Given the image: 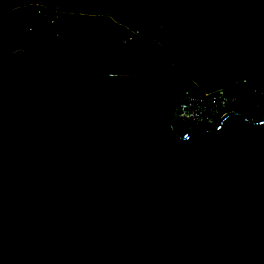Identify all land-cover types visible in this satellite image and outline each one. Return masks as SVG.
I'll return each mask as SVG.
<instances>
[{
	"label": "water",
	"instance_id": "obj_1",
	"mask_svg": "<svg viewBox=\"0 0 264 264\" xmlns=\"http://www.w3.org/2000/svg\"><path fill=\"white\" fill-rule=\"evenodd\" d=\"M0 53V264H264V119L179 118L156 78Z\"/></svg>",
	"mask_w": 264,
	"mask_h": 264
},
{
	"label": "trees",
	"instance_id": "obj_2",
	"mask_svg": "<svg viewBox=\"0 0 264 264\" xmlns=\"http://www.w3.org/2000/svg\"><path fill=\"white\" fill-rule=\"evenodd\" d=\"M37 2L48 16L58 9L55 25L36 15ZM8 42L78 56L105 75L149 77L177 59V71L156 78L159 88L174 98L228 89L233 112L264 119V95L250 91H264V0H0V53Z\"/></svg>",
	"mask_w": 264,
	"mask_h": 264
},
{
	"label": "built area",
	"instance_id": "obj_3",
	"mask_svg": "<svg viewBox=\"0 0 264 264\" xmlns=\"http://www.w3.org/2000/svg\"><path fill=\"white\" fill-rule=\"evenodd\" d=\"M34 5L38 17L51 25L56 24L58 15H60L57 8L51 10L52 16H48L45 13L48 6L46 2H37ZM137 35L138 31H133L130 37H126L122 42L125 44ZM250 91L264 95V91L257 87L251 88ZM175 102L179 118L201 127H216L225 114L233 112L232 110L237 104V97L230 94L228 89L223 88H217L199 95L192 94L190 90H183L179 97L175 98Z\"/></svg>",
	"mask_w": 264,
	"mask_h": 264
}]
</instances>
